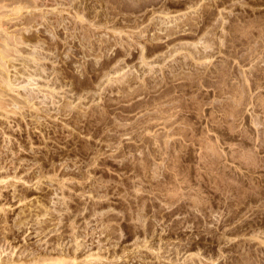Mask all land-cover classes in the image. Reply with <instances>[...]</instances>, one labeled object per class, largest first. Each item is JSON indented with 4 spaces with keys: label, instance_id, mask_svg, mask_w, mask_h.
Listing matches in <instances>:
<instances>
[{
    "label": "rangeland",
    "instance_id": "rangeland-1",
    "mask_svg": "<svg viewBox=\"0 0 264 264\" xmlns=\"http://www.w3.org/2000/svg\"><path fill=\"white\" fill-rule=\"evenodd\" d=\"M173 2L167 16L193 18L185 32L138 44L124 34L121 45V3L87 0L96 10L87 18L108 12L97 32L110 46L85 55L74 46L72 66L59 55L55 78L47 70L11 92L50 114L37 122L0 110L7 252L72 264H264V0ZM24 189L32 195L19 201Z\"/></svg>",
    "mask_w": 264,
    "mask_h": 264
},
{
    "label": "bare ground",
    "instance_id": "bare-ground-1",
    "mask_svg": "<svg viewBox=\"0 0 264 264\" xmlns=\"http://www.w3.org/2000/svg\"><path fill=\"white\" fill-rule=\"evenodd\" d=\"M46 1H52L57 6L54 5L49 8L48 7L44 8V6H46L45 4ZM83 1L84 0H80V1L79 0H0V110L3 111L0 112L3 116L8 117L9 116L8 113H14V114H19L25 118L28 115L34 118L37 122H39L40 116L39 113L37 112L38 111H40V113L45 112L47 115H49L50 109L48 107L47 109H43L37 106L35 104L36 102H33L32 98L27 96L29 95L28 93L27 94L23 93L25 97L22 96L23 99H21L22 97L19 98L15 96V94H12L11 92L14 93L15 91H17L18 88L24 89L25 84L26 85L36 84L38 81L36 77L41 76V74L47 72V70L51 71V73H54V78H55V74H57V70H59L56 69L55 64L57 61H60V58L64 61V63L72 66V63L74 64V62L72 61V59H74L73 55L75 54L73 49L74 46H78L82 51L81 53L84 55L88 54L90 50L92 51L96 49L103 50L107 48V46L109 45L108 41L110 39H107L105 36L103 37L100 36L97 30L106 28L107 24L111 21L109 19V16H107L108 12L102 13L101 16L100 14L98 15L97 13H95L93 15V18L98 17V19L97 21H93V19L91 20L87 17H90L92 13L96 12L95 6L93 4H88L87 0H85V6H82ZM113 1L115 3H121V17L123 19V20L121 19V21L124 23V25H121V30H119V33H121V45L124 41V40L122 41L124 34L125 35L127 34V36L130 39H132L135 42V44H138L136 43L137 40L139 38H143L145 35L151 36V38H155V39H161V37L163 38L173 37L179 32H185L186 29H188L186 28V26L187 25L189 26L188 21L192 18L190 17V14H188L187 15L188 18L185 21L183 20V22L181 23V21H179L178 19L181 17L176 18L175 16L173 19L171 18V16H167L168 13L171 12V10H169L170 5H175V6L177 4L180 5L179 2H173L174 0L169 1L168 3L169 7H166V4H163L164 8L167 9V11L156 10V6L158 3L161 2V0H113ZM79 2H80V6H78ZM98 2L105 5L106 3L109 2V0H98ZM64 6H67V8H64ZM105 6L104 7L107 8V4ZM149 7L152 9L151 14L149 16H146L147 8L149 9ZM69 8L71 10L74 9L73 10L74 13L72 12L73 13L72 17H74V19L68 18L66 16L69 13L71 14V10H69ZM67 10H69V12ZM123 11L132 14L140 13L141 15L140 14L135 16H130L129 14L124 15ZM191 20L189 22H191ZM17 25H23V26L16 27ZM11 27H15V28L10 29ZM126 27H128V29L130 30H125L127 29ZM39 29H41L40 32L38 31ZM160 33H162L163 35L161 36ZM149 38L150 37H148L147 39ZM126 42L128 45H133L130 41H126ZM143 45L141 46V51H143L144 49ZM61 47L67 49L64 50L67 52H65L63 56H62L63 51L62 53H59ZM208 54H204L202 56L205 55L208 56ZM59 55L60 58H58ZM205 58L207 57L205 56ZM17 64L19 66H17ZM109 64L110 61L108 60L104 61L103 63H101L99 70L105 71L108 67H110ZM215 75H217V73ZM94 76L96 77L97 73ZM42 77L44 76L42 75ZM20 83H24V84H20ZM75 83H81V82L77 81ZM52 89L50 88V90L52 91L55 90L54 87ZM18 94L23 95L20 94V92H18L17 95ZM43 106L46 107L45 104ZM66 108L67 106L63 108L64 112L67 110ZM29 109L35 110L36 112L29 111ZM31 112L34 114H32ZM68 112H71V109L68 110ZM15 157L16 156L12 157L11 161H13ZM20 158L17 157L15 158L14 161H16V159L19 161ZM36 176L41 177V174H37ZM14 177L17 176L14 175ZM30 195H32V192L29 191L28 189L27 190L24 189L16 196H18L17 199L21 201ZM2 209H3L2 206H0V221H2L3 218H5L4 216H2V212H1ZM25 217L23 218L25 219ZM19 221H21L20 224H25V221L22 220V218ZM46 225L39 227L41 232L44 231ZM27 231L28 228L21 227V229H18V231L15 232L13 236H11V238L15 242H17L20 236ZM16 247L17 245H13L12 249ZM20 247H22V245ZM19 249L17 250V253ZM24 251L25 250L23 249L19 254L16 253L15 255H13L14 251L12 253L11 251L7 252V248L0 245V264H72V262L76 259V257L73 258L71 256L68 257V255L61 253L60 254L56 253L55 255V252L53 253L38 252L36 253L37 255L32 257V259H28L27 258L28 255H25ZM66 258L68 259L71 258L72 262L71 260H67Z\"/></svg>",
    "mask_w": 264,
    "mask_h": 264
}]
</instances>
